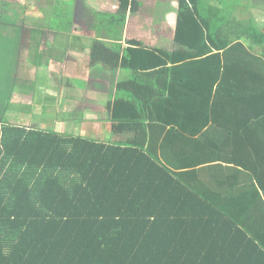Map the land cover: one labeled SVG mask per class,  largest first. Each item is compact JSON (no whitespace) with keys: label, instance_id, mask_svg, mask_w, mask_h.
<instances>
[{"label":"trees","instance_id":"1","mask_svg":"<svg viewBox=\"0 0 264 264\" xmlns=\"http://www.w3.org/2000/svg\"><path fill=\"white\" fill-rule=\"evenodd\" d=\"M119 1L120 14L96 15V32L114 40H90L91 67L132 72L118 83L128 114L112 121H132L145 144H107L0 115V264H264L263 245L243 226L251 213L249 227L264 229V29L245 0H161L179 9L173 51L139 40L126 49L129 20L144 5ZM251 1L264 15V0ZM2 12L0 34L10 39L4 26L14 20ZM188 60L189 74L169 66ZM200 79L192 90L189 81ZM192 123L209 134L177 135ZM192 142L193 156L182 159L178 149L189 152ZM219 162L232 170L200 189L192 171Z\"/></svg>","mask_w":264,"mask_h":264},{"label":"rangeland","instance_id":"2","mask_svg":"<svg viewBox=\"0 0 264 264\" xmlns=\"http://www.w3.org/2000/svg\"><path fill=\"white\" fill-rule=\"evenodd\" d=\"M78 1L80 0H0V6H2L0 9L3 10L2 13L8 15L7 19L11 17L12 20H14L10 25L11 27L6 28L4 26V30L7 29V32H10L9 36L12 44L10 48H14L15 53L9 57L0 55V115H4L6 122L19 125L21 122L26 123L30 121L33 128L55 132L56 129L54 127H49L46 123L48 118L51 120L54 118V122L56 121L57 107L54 104H72L77 107L85 105V100L81 97V94L78 93L82 92L85 87H88V89L96 88L101 91V94L105 95H109V93L115 95L117 93L116 96L118 97V81L120 80L117 77L120 73L111 72L107 69H98L91 73L88 72L91 71L90 69L83 67L84 71H82V73H85L84 81L78 79L73 82L72 80L73 85L70 83V86L68 87H61L60 89L56 88L59 89V92L62 90L64 96L61 99L65 98L64 102L60 103L61 99L58 97L59 103L44 105L43 110L39 109L41 108V104H36L35 106L37 110H33L31 103H28L30 100L29 98L35 95L33 93L36 85L34 80L38 81L44 79L47 74L46 60L40 58L39 61H36L33 57L36 50L32 48V42H35V44L38 42V45L43 46L48 41L49 48L47 49L50 50H53L50 44L52 42L58 41L60 46L63 44L66 45V42L63 41L65 40L64 36H70L69 31L73 25H71V20L68 17L76 18L73 15V9L75 4H78ZM83 1L84 0H82V2ZM85 1L88 5L92 6V12L84 14L79 28L80 33H88L92 30V24L100 23L99 18L96 16L97 14L102 17L111 12L115 15L120 14L121 7L119 0ZM2 2L8 5L7 8ZM141 2L144 5L141 13L139 15H132L129 20V24L130 21L132 23L130 30L132 29V31L135 32V39L142 41L149 47L164 49L167 51L173 50L175 48L173 40L175 35V25H177L178 5H174L173 3H171L172 5L162 3L161 0H141ZM244 4L249 7L250 15L257 20L259 28L264 29V15L260 14L258 9L252 10L253 6H251L250 0H246ZM51 6H57L59 8L58 10L56 9L58 22L55 23V25L57 34H61L60 38L62 41L58 40L57 34L54 35L48 33V31L51 32L54 29L52 25L47 27V23L45 22L49 15L47 14V9ZM164 13L168 14L165 21L163 18ZM44 15L45 17H42ZM241 19L246 20L248 19V16L242 15L240 16V20ZM5 24L8 25L9 22ZM200 24L201 26H206L203 22H200ZM25 27L26 32L24 31ZM104 32L106 33V31ZM105 33L98 37L101 41L109 40V37ZM42 34L43 38L41 39ZM45 35L46 39L44 40ZM32 37H35V39ZM125 40L128 41L129 39L125 38ZM208 42H210V40H208ZM25 44L27 45L25 46ZM88 46H92V44H88ZM57 47L59 48V45ZM254 50L259 51L260 48L255 47ZM216 51L221 53L219 50ZM85 54L87 55V53ZM86 55L81 59L84 61L82 65L85 67H87L86 60L88 58V55ZM38 62H40V66L38 65ZM74 66L75 65L73 64L68 65V68L66 69L68 75L70 72H73L77 65ZM30 70L32 74H37V77L34 79L30 78L29 80L28 75ZM87 73L93 74L94 77L86 80ZM115 85L117 86L116 93ZM113 100L114 96L111 97L109 102L112 103ZM6 105H8L7 111ZM27 107L30 109H27ZM124 116H126L125 105L118 103L115 117L123 118ZM145 116H147V112L145 113Z\"/></svg>","mask_w":264,"mask_h":264},{"label":"crops","instance_id":"3","mask_svg":"<svg viewBox=\"0 0 264 264\" xmlns=\"http://www.w3.org/2000/svg\"><path fill=\"white\" fill-rule=\"evenodd\" d=\"M173 4L177 5L175 3ZM250 4L252 6L251 0H250ZM51 7L47 9V13L49 15L47 16V21L45 22L47 23V27L52 25V27L54 28L51 32L48 31V33L56 35L57 34V29L55 25L56 13H54ZM80 7L82 9H80ZM91 7L92 6L88 5L85 0L83 2L82 0H80L78 1V4L77 3L75 4L74 9H73L75 10L73 12V15L76 17L75 22L69 31L70 36L68 37L64 36L65 40H63L66 42V45L63 44L60 46L58 41L52 42L50 44L53 50H50V49H47L49 48L48 41L43 46L38 45V42L36 44L35 42H32V48L36 50L35 54L33 55L35 60L39 61L40 58L41 59L43 58L47 62L46 77L38 81L34 80V83H36V85L33 90V93L35 95L29 98L30 100L28 101V103H31L33 110H37L35 106L36 104H41V108L39 109L43 110L44 105L59 103L58 97L61 99L64 96L62 90L59 92V89L61 87L64 88V87L70 86V83H72V80L73 82L78 79L83 80V81L85 80V73H82V71H84L83 67L86 69H90L91 71H88V72H91V73L94 70L104 69L100 67L91 68V57H90L91 47L88 46V44H90V40L101 41V39H99L98 37L101 36V34H104L105 32L104 31H100L99 33L96 32L94 27L95 25H98L97 23H94V25L92 24V30L88 33L86 32L80 33L79 31L80 24L82 22L84 14H86L87 12H92ZM243 7H247V6L244 4ZM109 14L115 15L112 12ZM167 16L168 14L164 18V21L167 18ZM42 17H45V15ZM177 19H178V16H177ZM241 21H245V20L241 19ZM256 23L258 24L257 20H256ZM131 26H132V23L130 21V24H128V27L124 34V45L126 49L129 48L127 45L128 41L137 40L134 37L135 32H133L132 29L130 30ZM24 31L26 32V27L24 28ZM105 34L109 37V40L107 41L114 40L112 39V37L110 38L107 32ZM57 35H58V40H61L60 38L61 34L59 33ZM32 38L35 39V37H32ZM42 38H43V34H42L41 39ZM125 38L126 39L128 38L129 40L126 41ZM45 39H46V35L44 36V40ZM108 44H110V42H108ZM26 45L27 44H25V46ZM58 45H59V48L57 47ZM10 46H12L11 38L9 39L7 35L2 36V34H0V55L7 57L6 49L9 48ZM146 47L147 49L152 50V51H154L155 49H158L154 47H149L147 45ZM172 51L173 50L168 51V52H172ZM85 53H87L88 55V58L86 60L87 67L82 65L84 61L81 60L84 57V55H86ZM39 63L40 62H38V65L40 66ZM190 63H192V61L188 60L183 63L177 64V65H169V66L170 67L171 66H182L183 67L182 70H184L185 73H188V70L190 69L189 67ZM72 64L75 66L77 65V66L76 67L74 66L75 69L73 70V72H70L68 75V72L66 69L68 68V65H72ZM35 77H37V74H32L30 70L28 79L29 80L30 78L34 79ZM93 77H94L93 74L87 73L86 80H88V78L92 79ZM131 77H132V72L130 71L122 72L117 77L120 80L118 83H120L121 81L128 80V78H131ZM182 77H183V72H180V73L178 72V80L182 79ZM189 82L192 83V88H191L192 90L199 89L200 83L203 85L202 80L199 83H197V85H193L194 82L192 81H189ZM177 86L178 85L175 84V87ZM56 88H59V89H56ZM116 88L117 87L115 85V93H116ZM136 90L144 94L143 90L140 87H136L135 89H132V91H136ZM100 92L101 91L96 88L88 89V87H85V89L82 90V92H78L81 94V97L85 100V105L83 106L77 107V106H73L72 104H65V105L54 104L57 107L56 121L54 122V118L53 120L48 118L46 122L47 125H49V127H54L56 129L55 131L60 134H68L73 137H79L83 139L104 142L107 144H114V143H121V142H124V143L126 142L127 144H130L129 142H131V143H137L143 146L145 144V141L143 139L144 136L142 134V131L138 129L137 125L135 126V124H133V122L130 121V123L128 124L119 126L118 122L113 123L112 121L114 117V113H116L118 103L123 104L120 102L124 100L126 104L127 102L126 98H128L127 94L122 95V96L118 94V97H117L116 96L117 93L115 95H113L112 93H109V95H105V94H101ZM112 96H114V100L112 103H110L109 100L111 99ZM64 101H65V98L61 99L60 103ZM27 109H30V108L27 107ZM126 110H128L127 107H126ZM76 112H80V113H76ZM126 113L128 114L127 111ZM20 125L33 128V126H31L30 124V121L26 123L21 122ZM178 134H183L186 138L189 137L195 141H199L203 138L204 135L209 134V128L201 129L200 127L194 125V126H190L188 130L179 129L177 135ZM175 136L169 142V144H172L175 141V139H177V137ZM192 143L193 144L191 145V151L189 152H186L182 149H178V151L180 152V157L182 159H184V154L182 152H184L187 155L186 158L193 156L196 147H198L197 146L198 143L197 144L196 142H192ZM208 153L210 154V151ZM160 157L162 161L164 162V164L167 165L166 161L167 160L169 161L171 155L167 149H164L161 146ZM171 168L173 169V166H171ZM231 168L232 167L230 165L224 164V162H219V164H210V165H206L205 167L198 168L196 169V171H192V173L195 172L198 175L199 182L197 185L200 189H202L203 186L210 188L214 186L215 184H217L222 179L221 177L226 176L232 170ZM213 180L215 181L213 182ZM261 203L264 207L263 195L261 196ZM250 214L251 213L247 214L243 222V226L247 229L248 232L251 233V235H253L258 240V243L263 245L264 247V229H262L259 226H252V225L249 227L248 218L250 217Z\"/></svg>","mask_w":264,"mask_h":264},{"label":"clouds","instance_id":"4","mask_svg":"<svg viewBox=\"0 0 264 264\" xmlns=\"http://www.w3.org/2000/svg\"><path fill=\"white\" fill-rule=\"evenodd\" d=\"M258 26V25H257Z\"/></svg>","mask_w":264,"mask_h":264}]
</instances>
